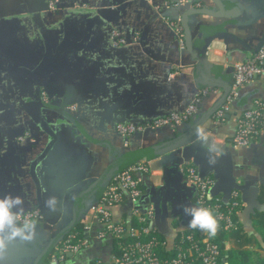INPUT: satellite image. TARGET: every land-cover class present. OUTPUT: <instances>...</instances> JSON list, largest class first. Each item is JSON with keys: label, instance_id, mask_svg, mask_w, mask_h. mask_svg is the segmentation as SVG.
Listing matches in <instances>:
<instances>
[{"label": "crops", "instance_id": "obj_1", "mask_svg": "<svg viewBox=\"0 0 264 264\" xmlns=\"http://www.w3.org/2000/svg\"><path fill=\"white\" fill-rule=\"evenodd\" d=\"M164 1L172 0H61L53 12L31 14L41 0H0V197L19 195L24 210L33 207L44 213L35 239L11 243L0 264H32L52 236L70 222L75 198L113 159L166 141L173 132L169 126L157 132L145 129L125 144L117 124L128 119L147 124L198 96L196 83L205 80L193 67L190 53L182 49L183 41L179 38L176 43L169 24L187 7H165ZM200 2L203 7H215L211 0ZM222 2L226 18L193 15L189 27L195 44L214 35L221 38L212 58V76L231 79L232 84V64L225 53L244 49L243 45L251 50L264 45V0ZM114 32L134 40L115 49ZM241 89L239 101L228 105V117L217 125L211 118L202 126L208 144L219 153L211 154L214 164L209 163L208 146L195 141L136 162H148L151 167L149 174H139L144 188L138 206L152 207L154 229L170 243L178 231L189 228L191 217L184 214L183 206L201 207L194 183L181 169L186 165L213 181L211 195L227 201L232 190L239 193L237 221L261 243L251 215L262 209L257 195L264 187V119L259 136L249 145L234 147L232 137L243 111L264 100V79ZM43 90L53 96L52 104L31 105L39 101ZM213 90L200 97L201 112L221 97L220 87ZM63 105H75L68 115L91 140L60 110ZM24 133L28 139L19 141L17 137ZM53 196L59 201L55 212L45 207ZM99 198L100 193L94 195L80 210L79 224L92 225L88 247L58 264H84L93 253L105 255L104 243L93 237L98 223L91 206ZM131 208L127 201L114 206L113 219L127 223ZM53 261L54 255L47 263Z\"/></svg>", "mask_w": 264, "mask_h": 264}, {"label": "built area", "instance_id": "obj_2", "mask_svg": "<svg viewBox=\"0 0 264 264\" xmlns=\"http://www.w3.org/2000/svg\"><path fill=\"white\" fill-rule=\"evenodd\" d=\"M60 0H47V9L56 10ZM188 0H177L175 4H181ZM199 0L194 1V6H200ZM169 24L177 31H181V26L176 20H170ZM114 45L118 46L125 42V38L117 32L113 33ZM180 41L182 38L180 37ZM232 88L227 96L226 103L221 106L212 116L215 125L224 120V114L227 111L229 103L235 99L239 90L253 82L255 79H264V45L256 52L248 54L243 61L235 62L232 65ZM204 93V92H203ZM44 95V93L42 92ZM201 95L195 97L194 101L189 103L181 111H172L165 115L157 116L147 123L152 129L165 125H179L188 121L198 112V103ZM44 99V98H43ZM73 110L74 105L68 107ZM264 119V100H257L247 110H244L237 121V127L232 137L234 147H245L255 140L260 134L261 121ZM117 130L124 135H130L136 130H142L144 125L132 123H120L116 125ZM183 173L197 189V203L201 207H206L214 212L217 220L222 221L226 229L234 228L235 221L233 214L240 207V197L236 190H232L228 205L221 207L224 202L221 196L211 195L210 187L213 181L201 175L194 166L186 165L181 167ZM149 164L134 163L119 171L108 183L100 195L98 202L91 206V211L98 223V228L93 237L103 241L105 239L117 240V254H113V249L108 254V259L102 257L93 259L91 264H221L220 250L217 244L213 243L209 237L202 240H195L193 234H187L181 238V244L187 241L188 246L181 244L174 249V254L170 257H161L159 250L172 249V243L166 238H158L153 231L152 226L154 212L152 207L142 209L138 206L143 191L139 187L140 179L136 174H149ZM205 198L211 202H205ZM129 202L132 205L131 215L135 220V225L124 221H115L112 215V208L123 202ZM25 216L34 219L40 217L38 209H30L24 212ZM81 231L84 236L79 235V231L70 230L63 236L56 245L57 257L64 259L67 254H77L82 249L88 247L90 233L92 231L91 223L81 225ZM154 229V230H153Z\"/></svg>", "mask_w": 264, "mask_h": 264}, {"label": "water", "instance_id": "obj_3", "mask_svg": "<svg viewBox=\"0 0 264 264\" xmlns=\"http://www.w3.org/2000/svg\"><path fill=\"white\" fill-rule=\"evenodd\" d=\"M194 1L195 0H188V1L181 3V4H175L177 2V0H172L169 2L164 1L163 5L165 7L169 6V7L177 8V9L183 8L185 6L187 7L185 10H182L180 17L176 16V19H174L181 26L180 32L173 28L175 41L177 44H179V38L182 37V41H183L182 49H186L190 53V55L192 56V59L194 60V64H193L194 66L193 67H195V69L197 71H200L199 74L202 76V79L205 80L203 83H196L197 84V95L202 96L203 92L210 94L209 91H212L216 87H220L222 90L221 97H219V99H217V101L209 109H207L205 111L201 112L200 107H198V112L194 116H192L188 121L183 122L179 125H165V126H169L173 130L170 139L163 141L159 144H155L153 146H149V147H145V148H141V149H134V150L125 151L124 153H122L121 155H119L118 157L113 159L105 167V169L101 172V174L97 177V179H95L92 183H90L89 186L87 187V189L82 191L75 198L74 203H73L72 208H71V220H70V222L67 223L66 225H64L63 227H61L52 236V238L49 240L47 245L35 257L32 264H45V262H47L49 257H51L52 255L55 256L54 251H55L56 245L61 241V239L63 238V236L65 234H67L70 230L75 228L81 222V220L79 219L81 207H83L84 204L87 201H89L94 195H96V194L98 195V193H100V195H101V193L103 192L105 187L108 185L109 181L119 171L123 170L124 168H126V167L140 161V160H147L152 156L162 155L168 151H171V150L177 149L181 146H184L189 142L195 141L197 143H199V142L201 143V141L198 139V136L196 134V129L198 127H202L209 119L212 118L215 111L218 110L221 106H223L226 103L227 96L229 95L230 90L232 88V84L230 81L231 79L230 80L228 79L227 81H220L218 79H215L212 76V74H213L212 69L214 67V62H212V58L214 61V57H216L214 55V52H215L214 50L216 49L217 45L220 48V45L216 44V42L221 41V38L218 35H214L213 38H211L210 40L205 41V42L203 41V43H201V44L193 43L191 30L189 27V17L193 16V15H205L208 17H212L213 19H223V18H226V16H227V7H226V5H224L222 0H211L213 3V6H215L214 9L203 7L202 2H201V5L198 7L194 6ZM199 1H202V0H199ZM46 3H47V0H41L40 4L37 5L38 8H36V7H35L36 9L32 8V9H30L29 12L31 14H34L40 10H47ZM59 6H60V3H59ZM122 36L125 38V42L121 45L114 46L115 49H119L121 47L127 46L128 44H130L134 40V37H132V36H129V35H122ZM223 36H225V35L223 34ZM261 46L262 45H260L256 49L251 50L247 46L243 45L244 49H239L237 51H227L228 53L227 52L225 53V59H226V55L228 57H230L229 64L233 65L235 62L243 61L244 58L248 54L256 52ZM236 56H239V57L236 58ZM230 71H231V76H232V71H233L232 67H231ZM42 92L45 93L47 100L43 101V98L38 99L39 101L30 102L31 105L46 106V105L52 104L53 96L49 95L47 93V91H45V90H43ZM239 93H242V89L239 90ZM238 96L235 99H233L229 104L234 105L236 102H238L240 99V97H238ZM194 99H195V97L192 100H190L183 108L178 109L177 111L183 110L189 103L193 102ZM198 106H199V103H198ZM247 109H249V108H247ZM60 110L63 113H66L65 116L70 121H72L76 124V126L78 127V130L80 131V133L84 137H86V139L91 140L90 137L87 135V133L84 131V129L81 127V125H79L73 119V117L68 115V114H70V112L72 110L69 109L67 105L61 106ZM61 111H60V113H61ZM224 116L228 117V113H225ZM122 123H132L134 125L139 124V123L132 121V120H129V119H128V121L126 120ZM143 125H144V128L142 130H136L133 133H131L130 135H124V134L120 133V135L123 139V143H125V144L128 143L133 136L140 134L145 129H149L151 131L157 132L158 130L161 129V127H163V126H161V127H156L154 129H152L150 126H147L146 124H143ZM180 127H183V129H180ZM150 169H151V167H150ZM38 206L40 208L41 205L38 204ZM30 209H33V207L24 210V212L27 210H30ZM43 215H44V213H40V217L38 219H36L37 222L43 220ZM127 223H130V221H128ZM153 225L154 224L152 222V226ZM90 235L91 236L93 235L92 231H91ZM101 242L104 243L103 249H105V255H103L102 258L107 260L109 258L108 254H110V252H111L112 239H105ZM74 255L75 254L69 253V254H67V257L72 258V257H74ZM50 264H57V261L54 260Z\"/></svg>", "mask_w": 264, "mask_h": 264}, {"label": "clouds", "instance_id": "obj_4", "mask_svg": "<svg viewBox=\"0 0 264 264\" xmlns=\"http://www.w3.org/2000/svg\"><path fill=\"white\" fill-rule=\"evenodd\" d=\"M196 134L202 145L208 146L210 153L209 163H215L216 160L212 153L219 155L215 145L208 144V135L202 127L196 129ZM58 199L49 197L45 201V207L51 212L57 211ZM185 215L190 216L188 227L199 229L209 237H215L219 230V223L211 209L206 207L183 206ZM37 220L24 215L23 197L7 194L0 197V260L6 258L9 245L14 241L31 242L35 239Z\"/></svg>", "mask_w": 264, "mask_h": 264}, {"label": "trees", "instance_id": "obj_5", "mask_svg": "<svg viewBox=\"0 0 264 264\" xmlns=\"http://www.w3.org/2000/svg\"><path fill=\"white\" fill-rule=\"evenodd\" d=\"M139 177V174H136ZM139 187L143 191L142 181L140 179ZM196 196V200H197ZM259 204L262 209H257L251 215L252 227L254 231L259 234L261 238V243L255 238L254 235L248 236L242 229L241 225L238 223L236 215L237 212L233 214V220L235 221V227L226 229L222 225V221L218 220L219 230L215 237H209L207 234H200L194 229L188 228L185 230L178 231L172 242V249L159 250L158 253L161 257H170L174 254V249L181 244V238L187 234H193L195 240H202L205 237L218 245L220 250V260L221 264H264V187L261 188L257 195ZM224 201V200H223ZM205 202H211V200L205 198ZM228 202L224 201L221 207H226ZM213 212V211H212ZM214 215V212H213ZM135 225L134 218H131L130 223ZM81 224H78L72 231H79L81 237L84 236L83 231H81ZM154 230V229H153ZM153 233L160 239L163 238L158 232L153 231ZM227 242L231 243L229 248L225 247ZM190 243L185 241L181 246H188ZM113 249V254H117V240H112L111 250ZM198 264V263H196Z\"/></svg>", "mask_w": 264, "mask_h": 264}, {"label": "flooded vegetation", "instance_id": "obj_6", "mask_svg": "<svg viewBox=\"0 0 264 264\" xmlns=\"http://www.w3.org/2000/svg\"><path fill=\"white\" fill-rule=\"evenodd\" d=\"M60 1H61V0H60ZM60 1H59V2H60ZM58 8H59V7H58ZM47 10H48V9H47ZM49 11H50V10H49ZM53 11H55V10H52L51 12H53ZM42 98H44L43 101H46V100H47L46 96H44V95L41 93V98H40V99H42ZM74 106H75V105H74ZM68 107H69V106H68ZM28 137H29V134H28V133H27V134L24 133L23 136L20 135V136L17 137V139H18L19 141H24V140H27ZM54 254H55V256H54V260L57 261V264H58V262H64L65 260H67V259H66V258H67V255H66V257H65L64 259H59V258L57 257V250H56V247H55ZM99 254H100V253H93L92 255L88 256V257L86 258V260L84 261V264H91V262L93 261V259L97 258V257L99 256ZM45 264H49V263L45 262Z\"/></svg>", "mask_w": 264, "mask_h": 264}]
</instances>
